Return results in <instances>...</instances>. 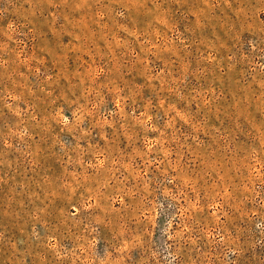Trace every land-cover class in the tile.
<instances>
[{
    "label": "rangeland",
    "instance_id": "1",
    "mask_svg": "<svg viewBox=\"0 0 264 264\" xmlns=\"http://www.w3.org/2000/svg\"><path fill=\"white\" fill-rule=\"evenodd\" d=\"M0 264H264V0H0Z\"/></svg>",
    "mask_w": 264,
    "mask_h": 264
}]
</instances>
